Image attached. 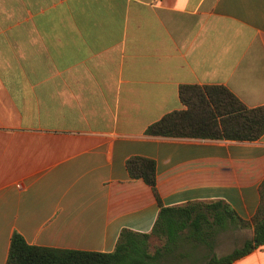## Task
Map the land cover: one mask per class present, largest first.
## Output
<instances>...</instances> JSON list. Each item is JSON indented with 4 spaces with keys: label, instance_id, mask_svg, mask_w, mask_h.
I'll list each match as a JSON object with an SVG mask.
<instances>
[{
    "label": "crops",
    "instance_id": "0c3cea01",
    "mask_svg": "<svg viewBox=\"0 0 264 264\" xmlns=\"http://www.w3.org/2000/svg\"><path fill=\"white\" fill-rule=\"evenodd\" d=\"M182 85L264 106V0H0V264L32 246L113 252L160 205L132 157L153 159L166 207L223 200L250 220L257 141L156 137ZM233 264H264V247Z\"/></svg>",
    "mask_w": 264,
    "mask_h": 264
},
{
    "label": "trees",
    "instance_id": "16d2710c",
    "mask_svg": "<svg viewBox=\"0 0 264 264\" xmlns=\"http://www.w3.org/2000/svg\"><path fill=\"white\" fill-rule=\"evenodd\" d=\"M185 109L166 114L151 124L146 134L156 137L257 141L264 135V106L250 108L222 85H182ZM127 170L143 179L159 202L160 212L150 233L123 230L113 252H89L29 245L15 233L7 264H182L198 259L203 247L207 264H233L264 247V180L259 187V207L250 220L242 218L223 200L191 202L166 207L157 189V165L153 159L132 157ZM230 226L253 228L254 235L232 252H214L218 236ZM163 241L151 250V240Z\"/></svg>",
    "mask_w": 264,
    "mask_h": 264
},
{
    "label": "rangeland",
    "instance_id": "374dc122",
    "mask_svg": "<svg viewBox=\"0 0 264 264\" xmlns=\"http://www.w3.org/2000/svg\"><path fill=\"white\" fill-rule=\"evenodd\" d=\"M254 235L253 228H241L237 226H230L226 231L222 232L218 238L214 252L218 255H224L232 252L235 248L240 247L243 243L251 239ZM163 244L162 240L153 238L151 240V250L160 247ZM198 259L189 258L182 264H207L205 254L210 253L209 249L203 247L201 249Z\"/></svg>",
    "mask_w": 264,
    "mask_h": 264
}]
</instances>
